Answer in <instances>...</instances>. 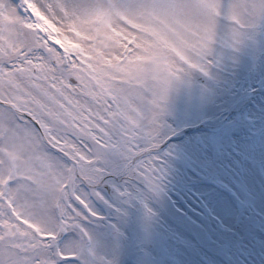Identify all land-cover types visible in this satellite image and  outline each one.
Returning a JSON list of instances; mask_svg holds the SVG:
<instances>
[{
    "label": "snow or ice",
    "instance_id": "1",
    "mask_svg": "<svg viewBox=\"0 0 264 264\" xmlns=\"http://www.w3.org/2000/svg\"><path fill=\"white\" fill-rule=\"evenodd\" d=\"M195 3L0 0V264H116L109 236L163 188L170 93L210 75L217 43L208 33L182 58L140 62L136 28ZM216 6L264 25V0ZM243 40L234 30L227 44Z\"/></svg>",
    "mask_w": 264,
    "mask_h": 264
},
{
    "label": "rangeland",
    "instance_id": "2",
    "mask_svg": "<svg viewBox=\"0 0 264 264\" xmlns=\"http://www.w3.org/2000/svg\"><path fill=\"white\" fill-rule=\"evenodd\" d=\"M216 5L196 0L136 28L140 62L182 58L208 33L217 43L210 75L193 72L170 93L163 188L128 209L124 244L109 236L116 264H264V25Z\"/></svg>",
    "mask_w": 264,
    "mask_h": 264
},
{
    "label": "water",
    "instance_id": "3",
    "mask_svg": "<svg viewBox=\"0 0 264 264\" xmlns=\"http://www.w3.org/2000/svg\"><path fill=\"white\" fill-rule=\"evenodd\" d=\"M113 239H115L118 242H124V238L122 237L121 234H119L118 236H112Z\"/></svg>",
    "mask_w": 264,
    "mask_h": 264
}]
</instances>
